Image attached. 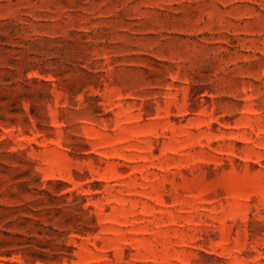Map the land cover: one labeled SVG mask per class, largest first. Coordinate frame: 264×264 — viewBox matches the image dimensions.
Masks as SVG:
<instances>
[{
	"label": "rangeland",
	"instance_id": "obj_1",
	"mask_svg": "<svg viewBox=\"0 0 264 264\" xmlns=\"http://www.w3.org/2000/svg\"><path fill=\"white\" fill-rule=\"evenodd\" d=\"M0 264H264V0H0Z\"/></svg>",
	"mask_w": 264,
	"mask_h": 264
}]
</instances>
